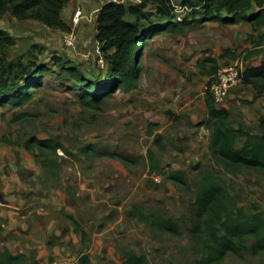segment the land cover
Listing matches in <instances>:
<instances>
[{
	"label": "rangeland",
	"instance_id": "rangeland-1",
	"mask_svg": "<svg viewBox=\"0 0 264 264\" xmlns=\"http://www.w3.org/2000/svg\"><path fill=\"white\" fill-rule=\"evenodd\" d=\"M106 1L111 0H82L64 16L72 23L75 8H82L80 22L72 23L79 28L74 50L63 40L73 31L69 24V31H61L33 19L18 21L10 15L0 19V29L13 40L6 62L45 64L54 71L43 75L41 86L33 89L24 106L0 105V140L13 142L0 141L6 164L0 171V230L8 221L6 211L20 210L11 214L12 222L27 221L28 229L20 231L25 237L10 236V240L13 237L11 245L17 253L29 257L28 264H75L82 253L92 264H124L131 253L144 255L145 264H190L196 256L188 228L204 173L213 174L226 188L229 209L264 212V171L226 169L210 150L211 130L206 124L209 71L214 65L235 62L244 68L260 65L263 28L207 21L163 31L138 48L135 85H114L101 101L84 106L77 81L53 58L71 62L83 77L105 88L107 64L94 27L96 13ZM172 2L176 15L190 19L189 11L180 9V0ZM145 11L156 14L151 4ZM163 21L154 17L155 24ZM254 51L257 54L243 59ZM221 106L230 111L233 128L259 132L258 120L264 116L260 87L241 80ZM31 137L56 139L62 145L58 180L46 175L22 147ZM244 140L240 136L237 146ZM172 171L183 174L182 183L166 177ZM136 204L146 213L161 211L177 221L178 233L152 232L129 215ZM29 213L32 216L27 218ZM67 215L88 232L87 248ZM219 264H264V253L230 255Z\"/></svg>",
	"mask_w": 264,
	"mask_h": 264
},
{
	"label": "trees",
	"instance_id": "trees-1",
	"mask_svg": "<svg viewBox=\"0 0 264 264\" xmlns=\"http://www.w3.org/2000/svg\"><path fill=\"white\" fill-rule=\"evenodd\" d=\"M69 0H0V19L10 15L18 21L33 19L47 27L69 31L61 19V11ZM147 4L155 6L156 14L145 11ZM181 8L189 11V17L176 15L172 0H136L135 3L122 4L107 1L99 9L96 22L95 40L100 44L107 64L105 88H100L97 80L83 77L80 70L71 62L54 57L53 62L69 77L77 81L76 90L83 97L84 106H92L109 95L115 86L131 87L138 78L135 62L136 53L146 39L163 31L172 32L202 24L219 21L224 24L248 23L262 27L260 40H264V0H180ZM164 20L154 23V17ZM13 40L0 29V105L10 104L22 107L31 100L33 89L42 84L46 73H54L45 64L6 62L7 52ZM260 45V44H259ZM110 53H107L108 51ZM257 52L244 56L248 60ZM236 59L235 55L231 56ZM4 61V62H2ZM5 63V65H3ZM219 67L214 65L209 71L212 75ZM242 82L264 90V61L258 66L246 67ZM115 85V86H114ZM208 113L207 127L211 130L210 150L226 169L239 167L264 171V116L258 120L259 132L253 134L233 128L230 111L217 106L213 99L206 101ZM245 138L241 147L238 138ZM0 141L13 142L3 137ZM22 147L33 155L43 172L52 179H59L60 166L57 160L59 150L63 149L56 139L31 137ZM36 150L38 152H36ZM166 177L183 182L181 172H166ZM227 190L216 177L206 172L198 183L195 199V214L188 232L194 239V259L190 264H219L230 255L241 256L264 253V212L247 213L240 208L229 209L226 205ZM129 215L143 223L148 229L159 234H175L179 231L177 221L161 211L146 213L136 204L129 209ZM80 234L83 247H88L89 234L80 223L70 215L66 216ZM29 257L24 253L12 254L8 249L0 250V264H28ZM146 257L135 253L126 256L124 264H145ZM75 264H92L89 255L82 253Z\"/></svg>",
	"mask_w": 264,
	"mask_h": 264
},
{
	"label": "built area",
	"instance_id": "built-area-1",
	"mask_svg": "<svg viewBox=\"0 0 264 264\" xmlns=\"http://www.w3.org/2000/svg\"><path fill=\"white\" fill-rule=\"evenodd\" d=\"M180 9L183 8L180 7ZM82 17V8L77 6L73 12L72 23L77 25ZM63 40L68 49L74 50L77 47L78 39L72 32L64 34ZM244 69L242 63L239 64L236 62L221 65L218 68L212 77V81L208 85L210 96L217 106H221L225 102L230 90L241 82Z\"/></svg>",
	"mask_w": 264,
	"mask_h": 264
},
{
	"label": "crops",
	"instance_id": "crops-1",
	"mask_svg": "<svg viewBox=\"0 0 264 264\" xmlns=\"http://www.w3.org/2000/svg\"><path fill=\"white\" fill-rule=\"evenodd\" d=\"M80 2H82V0H69L68 1V3L63 7V9H62V11H61V13H60V15H61V19L66 23V24H69V26L71 27V28H73V31H72V33H74L76 36H78L77 35V29H79L78 27H77V29H76V26H74V25H72V23H69L68 21H67V19H65L64 18V16L65 15H68V14H70V12L72 11V9H73V7H74V5H75V3L76 4H78V3H80ZM107 2V1H106ZM104 3H102L101 5H100V7L103 5ZM99 7V8H100ZM99 12V11H98ZM97 15H98V13H96V18H97ZM37 21V20H36ZM38 23H41V22H39V21H37ZM44 25V24H43ZM96 26H97V22L95 23V27H94V36L96 35V33H97V30H96ZM5 166H6V164H5V162H4V160H3V158L0 156V171H4V168H5ZM17 211H20V210H17ZM16 211V212H17ZM14 210H9V211H6V218L8 219V221L6 220V224L4 225V230H0V246H6V247H2V249L1 250H3V249H8L12 254H18L16 251H15V248H14V246H12L11 245V242H12V240H13V237H11V240H10V236H14V237H16L15 235H17V236H19V237H22V233L20 232V231H22V232H24V231H26L27 229H28V222L27 221H24L23 223H20V224H18V223H13L12 222V215L11 214H13V213H16ZM1 215H3V214H1ZM32 215L29 213V215H28V217L27 218H29V217H31ZM18 229V230H17ZM23 237H25L24 235H23ZM16 239H18L17 237H16ZM23 240H25V239H23ZM19 241H20V238H19Z\"/></svg>",
	"mask_w": 264,
	"mask_h": 264
}]
</instances>
